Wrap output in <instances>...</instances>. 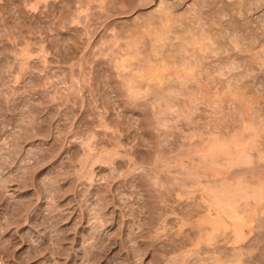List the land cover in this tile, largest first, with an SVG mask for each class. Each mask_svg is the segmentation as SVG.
I'll return each instance as SVG.
<instances>
[{"label": "rangeland", "instance_id": "rangeland-1", "mask_svg": "<svg viewBox=\"0 0 264 264\" xmlns=\"http://www.w3.org/2000/svg\"><path fill=\"white\" fill-rule=\"evenodd\" d=\"M138 3L0 0V264H264L221 192L229 105L172 67L198 8Z\"/></svg>", "mask_w": 264, "mask_h": 264}, {"label": "bare ground", "instance_id": "bare-ground-1", "mask_svg": "<svg viewBox=\"0 0 264 264\" xmlns=\"http://www.w3.org/2000/svg\"><path fill=\"white\" fill-rule=\"evenodd\" d=\"M155 1L156 0H138V5L142 3L141 6H146L155 3ZM192 1L193 5L198 8V10L197 8L194 9L199 11L198 17H196L197 12H195L196 16L194 21H189L191 24L193 23V26L186 24L187 26H184L185 31L182 29L183 32H188L189 36H186L187 38L185 37L182 40L180 39L178 41L179 44L175 46L177 47L179 45V50L177 51L180 52L178 53V55H180V59L178 58L180 61H178L176 57L178 62L176 61L175 64L177 65L172 66V64H170L172 67L180 69L179 72L177 71L175 73L177 79L180 78L193 81L195 89L192 94L206 96L208 99H223V101L225 100L228 105L231 106H228L227 109H230L229 112L232 115V118H230L235 120V123L231 119L228 120L230 123H224L226 126L224 127L221 139L223 150L221 167L224 168L222 172V191L220 188H217L216 191L238 192V205L236 207L239 218V236L243 242L241 248L243 252L241 255L245 256L249 254L251 249L261 250L262 246L260 244L264 243V35L262 37L258 34L259 32H257V28H259L260 25L264 26V20L261 19V21H256L257 19L255 20L252 17V13L264 5V0ZM156 7H158V10L154 12H157L160 18L163 19L162 17L165 18L168 14H173L177 6L159 1ZM153 30L155 29L153 28L152 31ZM181 38H183V36ZM182 41H184V43ZM188 45L189 47L191 46L190 50L187 48ZM157 52L156 56H158ZM186 53H189L188 58L185 56ZM122 61H124V59L121 60V63ZM161 62H163V60L160 61V63ZM168 62H170V60H168ZM211 63H214V65L212 66ZM149 65L151 66V64ZM156 66L159 67L158 64ZM156 79L160 80V76ZM166 80L168 81V78H166ZM163 84H165V82ZM168 87L166 89L170 90L171 87ZM128 89L130 90L131 88L128 87ZM169 90L167 93L170 92ZM153 92L156 93L155 90ZM229 112L226 116H229ZM214 141H211L212 145L216 144ZM214 148H216V146ZM212 158L211 161L216 160H212ZM214 163L216 164L218 162L214 161ZM234 168L236 170H234ZM214 172L217 173L218 171ZM213 188L210 186V189ZM215 199L217 200L216 197ZM228 201H230V199H228L226 203H228ZM222 209L220 210L222 211ZM8 227L9 225L3 226L0 230L6 231ZM38 228H41V232L46 229L43 225H40ZM45 237L46 235H42L41 240L43 239L44 241ZM26 239H28V237ZM13 240L15 239L13 238L8 242L11 247L13 245ZM60 241L61 240L57 242ZM7 245L6 247H8ZM1 246L3 250L6 251V247L3 245ZM45 250L35 246L27 256L28 258L37 257L43 254ZM61 251L62 249L59 253ZM259 252L260 251H258V253ZM59 256L61 257V255ZM257 257L258 255L255 256L254 259ZM258 258L261 259L260 257Z\"/></svg>", "mask_w": 264, "mask_h": 264}]
</instances>
